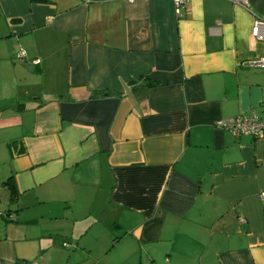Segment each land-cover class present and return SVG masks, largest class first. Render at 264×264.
<instances>
[{
	"label": "crops",
	"instance_id": "crops-1",
	"mask_svg": "<svg viewBox=\"0 0 264 264\" xmlns=\"http://www.w3.org/2000/svg\"><path fill=\"white\" fill-rule=\"evenodd\" d=\"M235 1L0 0V262L264 264V138L218 127L264 116Z\"/></svg>",
	"mask_w": 264,
	"mask_h": 264
},
{
	"label": "built area",
	"instance_id": "built-area-1",
	"mask_svg": "<svg viewBox=\"0 0 264 264\" xmlns=\"http://www.w3.org/2000/svg\"><path fill=\"white\" fill-rule=\"evenodd\" d=\"M88 2L91 0H87ZM173 4L175 14L180 15V10L183 8L187 0H170ZM237 4L243 6L250 13L249 7L245 0H236ZM251 37L257 42H264V20L256 18L253 22L250 32ZM22 57L23 54L21 53ZM39 61H34V64H38ZM249 65L255 69L264 70V56L250 61ZM218 127L229 131L235 137H250L252 139L264 138V116H257L254 112L249 116L241 115L234 119L222 121L218 123ZM261 197H264L262 195ZM0 217L6 218L8 221H14V216L10 213L0 214ZM0 264H16L5 263Z\"/></svg>",
	"mask_w": 264,
	"mask_h": 264
},
{
	"label": "rangeland",
	"instance_id": "rangeland-1",
	"mask_svg": "<svg viewBox=\"0 0 264 264\" xmlns=\"http://www.w3.org/2000/svg\"><path fill=\"white\" fill-rule=\"evenodd\" d=\"M0 66L3 67L2 65H0ZM28 79L35 80L33 76L26 74L24 71L19 76L15 77V78L12 76L6 78V80L9 82V85L11 87L16 88V87L20 86L19 91L18 92L16 91V95L21 94L23 92V90L21 88H23L27 85L26 82L29 81ZM39 85H40V83H39ZM20 97H18V98H20Z\"/></svg>",
	"mask_w": 264,
	"mask_h": 264
},
{
	"label": "trees",
	"instance_id": "trees-1",
	"mask_svg": "<svg viewBox=\"0 0 264 264\" xmlns=\"http://www.w3.org/2000/svg\"><path fill=\"white\" fill-rule=\"evenodd\" d=\"M11 182H12V180H11V178H9L4 184H5L6 186H8L9 188H11V190H12V192H13L14 190H13V187H12V185H11Z\"/></svg>",
	"mask_w": 264,
	"mask_h": 264
}]
</instances>
